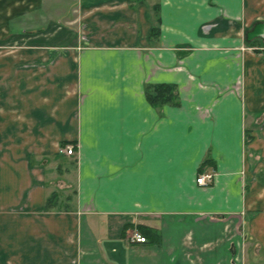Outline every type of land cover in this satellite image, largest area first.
Wrapping results in <instances>:
<instances>
[{"label": "crops", "instance_id": "1", "mask_svg": "<svg viewBox=\"0 0 264 264\" xmlns=\"http://www.w3.org/2000/svg\"><path fill=\"white\" fill-rule=\"evenodd\" d=\"M262 44L264 0H0V264H264Z\"/></svg>", "mask_w": 264, "mask_h": 264}, {"label": "trees", "instance_id": "2", "mask_svg": "<svg viewBox=\"0 0 264 264\" xmlns=\"http://www.w3.org/2000/svg\"><path fill=\"white\" fill-rule=\"evenodd\" d=\"M147 100L155 107L163 104L178 105L176 86L171 83H161L148 85L146 88ZM59 198L58 192H53L46 200L45 209L50 210L55 207Z\"/></svg>", "mask_w": 264, "mask_h": 264}, {"label": "built area", "instance_id": "3", "mask_svg": "<svg viewBox=\"0 0 264 264\" xmlns=\"http://www.w3.org/2000/svg\"><path fill=\"white\" fill-rule=\"evenodd\" d=\"M59 152L66 155H73L75 148L71 144L61 145L59 146ZM213 179L214 174L212 172L202 171L198 174L196 182L200 186H209L213 182ZM128 239L133 243H146L148 241L147 237L138 230L131 232Z\"/></svg>", "mask_w": 264, "mask_h": 264}, {"label": "rangeland", "instance_id": "4", "mask_svg": "<svg viewBox=\"0 0 264 264\" xmlns=\"http://www.w3.org/2000/svg\"><path fill=\"white\" fill-rule=\"evenodd\" d=\"M252 43H257V42L253 41V42H251V44H252ZM261 43H263V42H261ZM253 45H254V44H253ZM262 45H264V44H262ZM61 194H62V195H63V194H65V195H66V194H67V195H70V196H72V191H64V192H63V191H61Z\"/></svg>", "mask_w": 264, "mask_h": 264}]
</instances>
